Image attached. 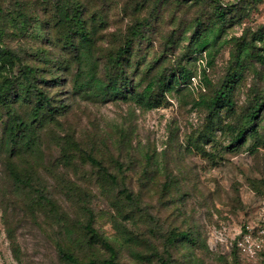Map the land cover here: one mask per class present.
<instances>
[{"label": "rangeland", "instance_id": "rangeland-1", "mask_svg": "<svg viewBox=\"0 0 264 264\" xmlns=\"http://www.w3.org/2000/svg\"><path fill=\"white\" fill-rule=\"evenodd\" d=\"M63 5L81 12L89 51L78 37L65 46ZM217 5L226 6L225 23L213 34ZM135 25L143 37L124 65L133 87L125 98L104 97L88 78L109 79L106 60ZM204 38L209 45L194 53ZM0 45L19 58L0 60V82L26 91L22 69L33 67L32 83L51 107L34 120L33 91L0 103V264H67L58 246L81 263L107 259L89 242V221L121 264H264L217 236L264 216V0H0ZM81 52L90 56L84 64ZM183 68L188 84L167 89L158 108L134 99ZM234 73L233 107L208 111L203 100L229 90ZM258 101L253 131L235 145ZM8 112L30 125V142L9 137ZM86 155L117 176L135 206Z\"/></svg>", "mask_w": 264, "mask_h": 264}, {"label": "trees", "instance_id": "trees-1", "mask_svg": "<svg viewBox=\"0 0 264 264\" xmlns=\"http://www.w3.org/2000/svg\"><path fill=\"white\" fill-rule=\"evenodd\" d=\"M226 6L217 5L215 7V15L217 17L218 28L213 32L215 34L217 31L219 32L221 28H223L225 23V13L222 11ZM60 23L65 28V46L75 47L74 37L80 38L81 46L84 49L88 50L91 45V39L86 32L84 27V23L81 20V12L78 9H71L63 5V11L61 12ZM141 26H134L128 33L125 38L124 44L119 47L113 54L108 56L106 60V69L109 71V79L105 80H96L94 76H90L88 78V83L93 84L94 88L97 89L100 95L107 97L109 94H114L116 96H121V98H125V93L128 92L129 88L133 87L130 83V79L127 77L125 72L124 65L128 62L135 45L138 41L143 37L141 36ZM210 43L209 38H204L200 42L197 43L196 49L194 53L201 52L204 50ZM200 50V51H196ZM89 51V50H88ZM247 55V51L244 52ZM79 63H83L85 59H90L88 52H81L79 55ZM8 59L10 62L19 60V58L9 49L2 47L0 45V60ZM240 63V54L237 56V65ZM123 68V71H122ZM112 70V71H111ZM114 71V72H113ZM35 69L30 66H25L22 69V86H25L26 91H19L14 79H4L0 82V103L8 106L9 101L19 102V100H25L31 96V91L35 93L37 106L36 112L33 117L34 120H41L46 115H51L49 100L43 96L42 92L37 91L35 85V78L32 83V76L34 75ZM82 74V72H81ZM190 76L183 68L181 71L174 72L173 70L169 73H163L162 76L155 80L149 81L143 89L136 93L133 97L136 99L137 103L146 107L147 109H156L158 108L163 100H165V92L167 89L177 88L179 86H186L188 83ZM238 79V74L234 73L231 76L230 80V88L225 92L219 91L214 97L211 99L203 100L204 106L208 111H220L226 108H232L234 103L231 98V88L235 80ZM120 81V83H119ZM82 87V86H81ZM10 102V103H11ZM261 110V101L255 103L249 113L245 116V118L241 121L240 125L237 127L236 134L232 139L235 145H239L243 142L247 132L253 131V127H250V124L255 121V118L259 111ZM9 122H8V135L11 139L16 138L18 134L23 133V135L27 134L29 136L27 142H30V129L29 124L26 123L23 119L16 116L12 112H8ZM87 162H89L92 166L96 167L104 176V179L108 181L111 186L120 187L117 176L110 172L108 167H104L101 165L99 161L93 158L90 155L85 156ZM119 195L123 196V199L128 203V205L135 206L136 198L132 194L131 191L123 184H120ZM39 197L45 204L50 205L54 209H58L57 205L49 199L45 193L39 192ZM59 211V210H58ZM84 230L89 235V242L94 244H99L102 246L108 253L109 257L102 261L97 260H89L85 263H81L78 259L72 255L70 252H66L62 247L58 246L59 257L62 261L67 264H121L116 261V254L114 248L107 242L106 239L102 238L97 234V232L92 228L90 221L84 227ZM231 246L238 251L234 243H231ZM240 254V252L238 251ZM264 258V257H260ZM259 259V258H258ZM161 264H169L168 262L161 260Z\"/></svg>", "mask_w": 264, "mask_h": 264}, {"label": "built area", "instance_id": "built-area-1", "mask_svg": "<svg viewBox=\"0 0 264 264\" xmlns=\"http://www.w3.org/2000/svg\"><path fill=\"white\" fill-rule=\"evenodd\" d=\"M217 236L219 240L234 243L240 254L248 259L264 257V216L259 222H244L229 237L225 227L217 232Z\"/></svg>", "mask_w": 264, "mask_h": 264}]
</instances>
